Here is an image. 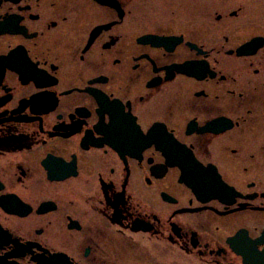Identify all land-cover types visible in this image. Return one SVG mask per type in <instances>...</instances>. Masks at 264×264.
I'll use <instances>...</instances> for the list:
<instances>
[{
	"label": "flooded vegetation",
	"instance_id": "1",
	"mask_svg": "<svg viewBox=\"0 0 264 264\" xmlns=\"http://www.w3.org/2000/svg\"><path fill=\"white\" fill-rule=\"evenodd\" d=\"M0 264H264V0H0Z\"/></svg>",
	"mask_w": 264,
	"mask_h": 264
}]
</instances>
